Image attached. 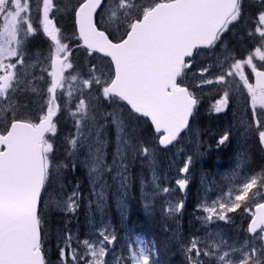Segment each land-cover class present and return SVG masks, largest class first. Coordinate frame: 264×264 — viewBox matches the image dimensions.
Returning <instances> with one entry per match:
<instances>
[{
  "label": "snow or ice",
  "instance_id": "snow-or-ice-1",
  "mask_svg": "<svg viewBox=\"0 0 264 264\" xmlns=\"http://www.w3.org/2000/svg\"><path fill=\"white\" fill-rule=\"evenodd\" d=\"M54 7L53 0H42L34 25L30 0H0V264H53L47 252L49 213L43 208L76 214L82 193L79 181L67 180L69 172L86 171L99 206L109 179L126 193L136 159L151 161L157 147L173 146L182 134L195 135L192 122L200 100L185 80L201 50L223 49L230 63L195 87L226 85L238 77L235 88L225 87L211 109L226 112L236 94L243 95L248 118L239 123L246 135L258 137L264 152V0H77L71 39L50 16ZM234 32L248 44L246 56L232 55ZM39 34L50 41L49 52L38 61L44 66L31 72L35 65L28 62L26 43ZM80 49L106 59L108 72L93 62L77 65ZM206 73L211 76L212 70H199L201 77ZM28 97H39L38 115L30 103H18ZM145 118L149 128L137 132L133 123ZM109 128L115 129L111 162ZM230 135L224 130L217 147ZM193 163L194 157L186 156L179 168L184 175L175 181L178 189L160 185L154 175L152 192L143 194L145 210H152L155 196L185 192ZM262 188L264 170L249 177L234 199L229 192L227 200L198 204L196 211L207 215L197 219L205 225L229 224L228 214L237 210L250 213L249 236L236 248L219 232L209 233L217 239L181 241L185 264H210L213 258L215 264H264V203H256L255 211L248 206L249 193L260 195ZM184 207L183 198L164 199L161 213L175 221ZM116 239L108 225L81 238L66 222L56 233L55 264H158L153 248L133 251L131 262L117 255Z\"/></svg>",
  "mask_w": 264,
  "mask_h": 264
},
{
  "label": "rangeland",
  "instance_id": "rangeland-1",
  "mask_svg": "<svg viewBox=\"0 0 264 264\" xmlns=\"http://www.w3.org/2000/svg\"><path fill=\"white\" fill-rule=\"evenodd\" d=\"M30 2L33 5L32 21L34 25L39 24L37 6L42 5V0H30ZM108 2L112 4L113 0H108ZM252 2L253 0H248L249 4ZM53 3L55 7L50 16L58 20V27L63 30L62 35L71 39L74 32L72 8L76 5L77 0H53ZM106 19L107 17H105ZM69 22L71 26L68 25ZM112 27L115 28L114 25ZM229 39L235 41L233 56L247 55L248 44L241 43L240 36L236 32ZM49 43L50 41L42 34L28 39L26 43L28 62L35 65L29 71L38 72L39 68L44 66L38 61L43 62L44 57L48 55ZM226 55L228 54L223 49L214 53L207 51L198 54L193 60V66L185 80L191 90L195 91L202 104L194 118L193 131L195 135L186 134L169 150H161L157 147L151 161L136 159L132 162L134 165L137 163L134 171L132 164L130 167V183L126 193L121 194L117 184L109 179V187L104 193V202L99 206L96 203V196L92 193L86 171L81 168L75 173L69 172L67 180L73 184L79 181L80 184L82 193L80 207L74 215L73 221L68 217L59 220L58 223L54 224L57 229H52L53 232L57 233V230L67 222L74 233L85 238L92 233L94 227L99 228L102 225H108L109 231L117 237L112 246L117 255H123L131 262L133 251L138 252L141 247L153 248L152 259L158 261V264H174L177 261H183L180 259L182 257L185 259L181 241L187 242L193 236L212 240L217 238L209 237V233L219 232L227 245L236 248L243 244L249 236L246 228L250 213L237 210L235 213L228 214L232 218V222L229 224L219 221L205 225L197 217L207 214L196 211V206L202 202L210 203L218 197L227 200L226 194L229 192L232 193V199H234L235 194L249 177L259 175L264 170V152L259 149L258 137L246 135L239 123L241 118H248L244 96L237 93L230 110L226 112L215 113L211 109L225 87L229 90L235 88L238 77L235 81L229 78L226 85L212 84L199 88L195 87L201 79L214 78L223 70L222 66L223 68L227 67L230 59L226 61ZM74 61L77 65L82 64L85 67L93 62L103 71L108 72L107 62L104 59L98 56L88 57L83 49L76 52ZM203 67H209L212 70V75L206 73L204 77H201L199 70ZM249 72L250 69L245 68V73ZM30 99L35 100V102L30 103V108H36V115H38L41 101L39 97H31ZM24 100L25 98H22L21 102ZM65 122V117H61V136L67 131L63 127ZM200 123H202L201 127ZM132 127L140 132L142 128H146V125L139 122L138 124L133 123ZM224 130L231 132L229 142L217 147L216 141ZM108 133L110 144L107 152L109 162H111V154L115 149V129L109 128ZM188 155L194 157V163L190 168L188 176L190 183L187 190L185 192L177 190L170 194L155 196L152 200V210L146 211L143 194L152 192L154 187L152 184L153 176L158 178L156 182L160 185L178 189L175 181L183 177L184 174L179 172V168L183 166V161ZM263 196L264 188L260 190V195L249 193L248 206L252 211L254 205L263 200ZM181 198L185 200L183 213L175 221L165 220L161 213L163 200L176 201ZM133 203L135 207L132 206ZM156 230L160 233L156 234ZM222 247L227 250L226 246ZM204 259L209 260L207 257ZM210 264H215L214 258L210 260Z\"/></svg>",
  "mask_w": 264,
  "mask_h": 264
},
{
  "label": "trees",
  "instance_id": "trees-1",
  "mask_svg": "<svg viewBox=\"0 0 264 264\" xmlns=\"http://www.w3.org/2000/svg\"><path fill=\"white\" fill-rule=\"evenodd\" d=\"M68 25L71 26L70 22L68 23ZM72 27H73V24H72ZM191 71V70H190ZM189 71V72H190ZM189 74V73H188ZM25 103H30V99H25L24 100ZM142 123H144L146 125V128H142V129H145L147 130L149 128V124L147 123V121L145 120H142L141 121ZM201 124L200 123V127H201ZM141 129V131H142ZM61 131V130H60ZM257 159V158H256ZM137 166V163L134 165V163H132V170L134 171V169L136 168ZM135 178V177H133ZM136 182L133 184V187L135 186ZM263 200H264V196H263ZM133 207H135V204L133 203L132 204ZM43 211L45 213H49V223L47 225V229L50 230L48 231V235L46 237L47 239V252H48V256L50 259L53 260V263L55 261V253H56V233L52 231V229H57V227L54 225L56 222L58 223L59 220H63V218L65 217H68V219H72V221L74 220V216H66L65 214H62L61 212H57V213H52L50 212L49 208L48 207H44L43 208ZM65 220V219H64ZM67 221V219L65 220ZM153 229V228H151ZM154 230V229H153ZM156 234H159L160 232L156 230L155 232ZM50 235V236H49ZM156 239V238H155ZM182 259L183 261H177L175 262L174 264H185V259L182 257L180 258ZM173 264V263H172Z\"/></svg>",
  "mask_w": 264,
  "mask_h": 264
},
{
  "label": "flooded vegetation",
  "instance_id": "flooded-vegetation-1",
  "mask_svg": "<svg viewBox=\"0 0 264 264\" xmlns=\"http://www.w3.org/2000/svg\"><path fill=\"white\" fill-rule=\"evenodd\" d=\"M31 102H35V100H33V99H30V103H31ZM18 103H20V104H22V103H23V104H24V101H22V102H21V99H20V100L18 101ZM23 104H22V105H23ZM34 110H35V108H34V107H33V108H31V112H32V111H34Z\"/></svg>",
  "mask_w": 264,
  "mask_h": 264
},
{
  "label": "water",
  "instance_id": "water-1",
  "mask_svg": "<svg viewBox=\"0 0 264 264\" xmlns=\"http://www.w3.org/2000/svg\"><path fill=\"white\" fill-rule=\"evenodd\" d=\"M254 82H255V81H254ZM149 122H150V121H149ZM169 147H170V146H169ZM169 147H168V148H169ZM161 149L165 150V149H167V148H161ZM254 211H255V208H254Z\"/></svg>",
  "mask_w": 264,
  "mask_h": 264
}]
</instances>
